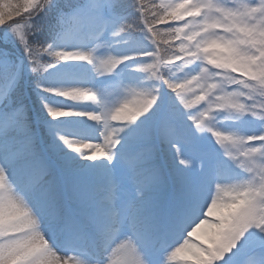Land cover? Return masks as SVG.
Segmentation results:
<instances>
[{"label":"snow or ice","instance_id":"1","mask_svg":"<svg viewBox=\"0 0 264 264\" xmlns=\"http://www.w3.org/2000/svg\"><path fill=\"white\" fill-rule=\"evenodd\" d=\"M54 4L55 0H0V28L18 40L33 74L42 77L61 63L85 62L103 76L132 59L137 60L135 70L146 74L161 62L162 44L174 48L186 39L199 48L207 43L208 49H215L217 54L228 53L231 62L227 68H237L232 73L229 99L213 110L229 108L264 121V0H86L71 14L61 13L60 31L53 42H33L30 38L40 31L34 19ZM173 30L178 34L175 37L170 35ZM137 32L150 41V51L99 56L96 49L110 45L97 44L84 50L70 49L65 43L75 36L98 39L105 33L113 37L123 34L131 40ZM0 68L7 80V86L0 90V202L19 208L26 218L23 228L7 224L0 227V264H153L150 250L160 253L155 264H218L222 260L223 264H264V124L248 134L224 132L206 124L209 116L202 110L203 103L185 99L188 84L177 75L158 82L174 93L184 112L173 106L155 126L152 121L156 113L152 110L158 89L155 94L143 95L122 82L114 85L124 92L123 106L136 103L137 110L125 121H112L114 131L108 135L109 124L101 119L111 104L106 99L111 94L107 89L37 80V88L45 93L73 102H93L100 108L97 113L44 104L53 119L86 116L103 127L98 142L59 137L80 160L93 162L88 166L94 170L90 179H81L84 172L76 157L55 146L59 166L66 173L63 190L72 205L68 207L55 180L46 179L52 170L35 149L22 103L13 106V92L22 69L13 68L4 52H0ZM141 117L144 119L122 144L124 138L119 133ZM185 118L195 132L211 133L224 155L247 178L238 183H216L214 191L209 188L202 198L171 214L168 227L161 230L147 215L152 202L145 198L147 191L164 183L161 169L150 164L156 155L152 138L158 135L174 149L180 166L179 182L186 184L184 170L192 160L181 146L191 145L193 135L186 124L179 123ZM97 160L101 161L99 165L94 163ZM116 160L123 170L121 175L112 167ZM12 165L17 166L16 184L10 179ZM218 205L223 207L215 211ZM213 215L215 222L208 219ZM50 230L64 233L68 245L87 244L94 250L89 252L91 259L80 261L60 255L55 243H50ZM194 236L200 242L193 240Z\"/></svg>","mask_w":264,"mask_h":264},{"label":"rangeland","instance_id":"2","mask_svg":"<svg viewBox=\"0 0 264 264\" xmlns=\"http://www.w3.org/2000/svg\"><path fill=\"white\" fill-rule=\"evenodd\" d=\"M125 36L122 34L118 37H113L110 33H105L103 36L98 39L91 38L87 35H82L81 38H71L70 49L71 48H81L84 50L94 48L97 44H108L110 47H100L96 49V54L99 56L106 55L108 52H111L114 55L127 54L131 55L130 45L126 44ZM225 55H228L226 51H221ZM68 66H63L62 71V86H70V85H83L92 87L97 90H105L107 89L111 94L106 97L109 103L116 102L119 99H122L124 92L120 89H116L113 87L117 83H123L128 86H141L139 84H144L143 82L134 81L133 78L138 75V72L131 71L129 65H124V67H118L114 73L106 74L103 76H98L92 69L90 65L85 62H71ZM200 62H196L193 65L188 66L185 69V72H189L191 74H196L198 71V66ZM184 74V73H183ZM64 97H59L62 99ZM67 99V98H64ZM70 100H64L62 102H58L55 105L62 107L64 110L70 111H92L99 112L100 108L96 103L93 102H73L74 104L69 103ZM172 104L175 105V109L179 112L183 113L184 110L182 106L179 105L178 100L175 98L172 100ZM3 111V109H0ZM226 113L220 111L219 114H213L212 124L215 128L224 131V132H234L239 133L240 130H259L262 122L258 124L251 122L247 118L246 115L249 114H235L232 118H225ZM72 120L70 121L67 118H63L58 120L56 123H52L58 130H61L57 133V142L60 147L63 149V152L69 153L72 157L77 158V162L82 168L84 175L81 179L87 180L90 179L93 175V169L88 166L93 162L88 160H80L77 153L75 151H70L66 146L63 145V142L59 139V137L63 136L69 139H84L89 142H98L102 140L100 136V132L103 130L101 122H95L89 120L86 116H71ZM250 117V116H249ZM69 120V121H68ZM141 119H138L136 122L132 123V126L126 129H123L119 135L124 138L121 143H127L128 134L132 131L133 128L139 123ZM179 122L182 125H187L189 131L192 132L193 141L191 145H182L184 149V154H191V166L184 170V173L187 177V183L181 185L178 178V170L180 168L179 164L175 160L174 157V149L167 143L162 142L159 148L156 147V150L159 149L166 154V162L170 168L171 174L173 175L179 190V195L177 198L173 199L170 203L171 211L170 215L174 214L181 209L188 206L192 201L202 198L206 195L207 190L211 188L213 191L215 189L216 183L228 184V183H238L247 178V175L243 177H237L235 171L240 169L234 162L229 160L224 155V149L215 141V138L208 131L204 132H195L194 127L191 125L190 121H187L186 118L182 119ZM71 122V123H70ZM79 122L84 123L86 126L79 124ZM159 122V121H158ZM158 122L152 121L153 126L157 125ZM236 124L237 127L234 126ZM238 129V131L234 130ZM251 130V131H252ZM33 138V135H32ZM153 142V139H152ZM235 151V149H233ZM57 155V152L56 154ZM40 156L49 164L51 168V174L46 177L49 180H55L58 184L59 189L61 191L62 196L65 197L64 203L68 207H72L71 202L67 200V193L63 190V183L66 177V173L63 170L59 171L55 164L49 157L44 156L43 154ZM58 156V155H57ZM157 153L153 161L150 162L156 163L158 160L156 158ZM223 161V163H221ZM106 163V161H104ZM97 165L101 163L100 160H97ZM89 164V165H88ZM16 165H12L9 168L10 171V179L14 184L17 183V175H16ZM112 167L116 171L118 175L122 174V169L120 167L119 161L116 160ZM88 169V170H87ZM127 186V185H126ZM167 197V185L164 181L162 185H159L155 188L150 189L145 193V198L152 202V207L147 209V215L153 218L154 224L163 230V228L168 227V220L170 216L164 215L165 208V198ZM223 205H218L215 211H220ZM167 217V218H164ZM208 219L212 222L216 221V216L213 215L208 217ZM165 228V229H166ZM205 229H202L203 232ZM127 231V229H125ZM197 235H200L198 233ZM50 243L54 242L56 245V250L60 255L71 256L80 261L90 260L91 257L89 252L94 251L87 244H82L79 246H71L66 243L67 237L64 233H61L57 230L49 231ZM196 242H200L197 240V237H192ZM149 258L153 261V264L160 258V254H156L154 250L149 251ZM227 258V257H225ZM178 264H184L183 261H179ZM218 264H223V260L218 262Z\"/></svg>","mask_w":264,"mask_h":264},{"label":"trees","instance_id":"3","mask_svg":"<svg viewBox=\"0 0 264 264\" xmlns=\"http://www.w3.org/2000/svg\"><path fill=\"white\" fill-rule=\"evenodd\" d=\"M159 3V0H156ZM86 3V0H55V4L51 9H47L46 12H41L35 19L34 23L40 25V31L35 32V34L30 38L33 42H44L51 43L53 42L57 34L60 31V26L58 24V18L61 13L71 14L73 10H76L82 7ZM129 11H125V15H128ZM125 40L126 44L130 45L131 55H134L137 52L150 51L152 45L149 40L146 39L143 33L137 32L134 33L133 39L129 40L126 35ZM81 36H75L73 38H80ZM71 38L66 40L65 43L67 47H70ZM169 46L161 45V58H163L168 50ZM0 52L7 54V60L11 63L12 67H20L22 69V77L16 89L13 92V106H16L17 102L22 103L25 113V118L27 120L28 127L33 135L34 146L38 154L42 155L43 150L42 146H45L48 150L49 155L53 158L54 162L59 166L58 160L59 157L56 154L55 146H59L57 142V133L62 132L53 126V122H57L60 119L67 118L70 121L72 117H60V118H51L48 112L44 108V104H49L53 107H59L55 104L62 102L68 99H59L58 96L54 94H48L43 92L40 88H37V80H42L45 83H50L53 85H62V67L72 64L71 62L61 63L55 68L50 69L47 73H44L42 77L33 74L28 67V61L24 54L23 47L19 44L18 40L13 36L11 32L6 31L4 28H0ZM45 59H48L45 57ZM129 69L136 71L137 60L131 62ZM138 72V71H136ZM142 73V72H141ZM179 77L183 78V73L177 74ZM146 74L142 82L144 87L152 88L155 87L158 89L156 93L158 96L157 103L152 110L156 113L157 121L159 116L160 108L164 101V88L170 93L169 99L171 100V105L169 110L175 105L172 104V100L175 99L174 93L169 90L166 85L162 87L160 82H155L152 84L146 83L145 79ZM140 82V81H138ZM148 84V85H147ZM142 85V84H139ZM7 86V80L4 75V71L0 68V90H3ZM72 102V101H69ZM73 103V102H72ZM74 104V103H73ZM250 115V114H249ZM144 119V117L138 118ZM68 120V121H69ZM71 123V122H70ZM79 124L86 126L84 123L79 122ZM61 148V147H60ZM89 165V164H88ZM60 167V166H59ZM61 168V167H60ZM88 170V169H87Z\"/></svg>","mask_w":264,"mask_h":264},{"label":"clouds","instance_id":"4","mask_svg":"<svg viewBox=\"0 0 264 264\" xmlns=\"http://www.w3.org/2000/svg\"><path fill=\"white\" fill-rule=\"evenodd\" d=\"M185 2L187 3L188 0H185ZM189 31H192V29H189ZM170 35L175 37L178 34L173 30L170 32ZM201 40H204L203 36ZM176 60H182L183 63L176 64ZM196 62H200L196 74L185 72L188 66ZM230 62V59L224 53L219 52L217 54L215 49H208L207 43L198 48L185 39L181 40L174 48L169 46L165 56L161 58V62L151 72L146 73L145 79L158 82L161 78H164L168 81L174 79L178 73H184V79L188 84V89L184 92L185 99H199L203 103L202 110L209 116L205 123L213 125V114L218 115L220 111H223L227 114L225 118H232L235 114H238L237 111L229 108L220 111L213 110L214 106L225 104L229 99L230 93L228 89L232 84V73L237 71L236 67L231 69L226 67ZM135 88L143 95L155 94V87L148 88L141 85ZM232 99H236V97L233 96ZM123 100L124 95L122 99L111 103L108 106V110L101 117L103 121L109 124V128L107 129L108 135H112L114 131L112 121H125L136 114V103L123 106ZM85 147L89 146L85 145ZM215 203L214 201L213 204ZM213 204L209 205V210L212 209ZM25 223L26 218L22 210L12 204L6 207L3 202H0V227L7 224L12 228H23ZM232 224L235 226L236 221L233 220ZM43 226L44 223L41 221V227Z\"/></svg>","mask_w":264,"mask_h":264}]
</instances>
